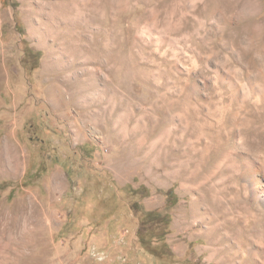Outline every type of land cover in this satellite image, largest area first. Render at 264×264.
<instances>
[{
	"label": "rangeland",
	"instance_id": "rangeland-1",
	"mask_svg": "<svg viewBox=\"0 0 264 264\" xmlns=\"http://www.w3.org/2000/svg\"><path fill=\"white\" fill-rule=\"evenodd\" d=\"M0 264H264V0H0Z\"/></svg>",
	"mask_w": 264,
	"mask_h": 264
},
{
	"label": "trees",
	"instance_id": "trees-1",
	"mask_svg": "<svg viewBox=\"0 0 264 264\" xmlns=\"http://www.w3.org/2000/svg\"><path fill=\"white\" fill-rule=\"evenodd\" d=\"M167 193H168V194H171V193H172V189H169ZM147 195H149L148 192L146 193V196H147ZM176 201H177L176 196H171V200L168 201V204H169L170 206H172V205H174V204L176 203ZM133 203H135V201H134ZM146 214H147V215H150V214H151V215H156L158 218H160V217H164V216H159V214H155L154 211H147ZM147 219H148V218H147ZM149 222H150V224L153 223L152 220H151V221L149 220ZM150 224H149V225H150Z\"/></svg>",
	"mask_w": 264,
	"mask_h": 264
},
{
	"label": "bare ground",
	"instance_id": "bare-ground-1",
	"mask_svg": "<svg viewBox=\"0 0 264 264\" xmlns=\"http://www.w3.org/2000/svg\"><path fill=\"white\" fill-rule=\"evenodd\" d=\"M17 161L15 162V165H14V170H13V173H16L17 172Z\"/></svg>",
	"mask_w": 264,
	"mask_h": 264
},
{
	"label": "flooded vegetation",
	"instance_id": "flooded-vegetation-1",
	"mask_svg": "<svg viewBox=\"0 0 264 264\" xmlns=\"http://www.w3.org/2000/svg\"><path fill=\"white\" fill-rule=\"evenodd\" d=\"M34 53H36V52H34Z\"/></svg>",
	"mask_w": 264,
	"mask_h": 264
}]
</instances>
